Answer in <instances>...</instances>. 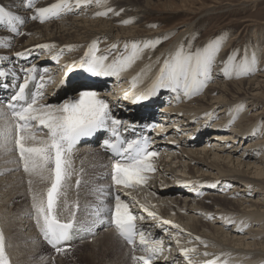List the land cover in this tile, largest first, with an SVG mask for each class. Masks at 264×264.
I'll return each instance as SVG.
<instances>
[{"label":"bare ground","instance_id":"1","mask_svg":"<svg viewBox=\"0 0 264 264\" xmlns=\"http://www.w3.org/2000/svg\"><path fill=\"white\" fill-rule=\"evenodd\" d=\"M152 1L0 0V98L11 97L0 102V264H65L56 254L86 243L89 264H264V113L250 122L246 110L264 94V50L247 48L242 65L225 56L227 39L190 54L182 33L178 47L151 59L160 35L133 27ZM68 62L86 81L75 94ZM35 69L33 100L13 109ZM108 77L123 92L104 89L80 106ZM150 121V156L105 157L115 134L145 133ZM166 123L182 137H168ZM91 127L109 129L103 144L69 145ZM49 220L92 237L52 250L43 240Z\"/></svg>","mask_w":264,"mask_h":264},{"label":"rangeland","instance_id":"2","mask_svg":"<svg viewBox=\"0 0 264 264\" xmlns=\"http://www.w3.org/2000/svg\"><path fill=\"white\" fill-rule=\"evenodd\" d=\"M89 5L90 4L85 5L84 8L89 9L90 8ZM141 19L142 21L137 25L138 27L137 26L133 27V28L136 27L138 29L137 32L139 34L146 35L149 33L157 32L156 34L160 35L158 38L160 40L157 43L155 51L152 54L153 57L151 59H155L156 57L158 58V56L159 59H161L163 54L176 42L178 43L177 45L178 47L179 46L178 38L182 33L186 34L185 36H183L182 40L180 41V43L182 42L181 46L183 45L182 49L185 50L187 47L190 48L191 49V51H189L190 54L191 53L194 54L195 52H197L196 51L197 49L199 50L201 46L203 45L205 46L208 42H216L223 44L224 40L227 39L229 45L231 46H229L227 48V51H225V56L229 58L233 56V60L240 62L242 65L247 63V59L245 58V53L247 48L253 49L256 47H261L264 50V0H176L174 2H170L168 0L167 1L154 0L152 1L151 5H146V14H144L141 17ZM151 40L154 41L156 39H151ZM218 49L219 47L216 48L215 50ZM219 51L220 52L214 53L215 55L211 54L209 56L211 58L210 61L215 60L216 55L224 51L223 45L220 46ZM50 59H52V56L49 59H47L44 63L49 62L48 60ZM146 59H148L147 64H150L149 57H146ZM136 60L137 59H134V61ZM256 60H258V57H256ZM33 61L34 58L32 60L29 59L28 64L31 65ZM58 62L62 63L63 61H58ZM171 65L173 64L171 63ZM67 67H68L67 69L69 70L67 74L72 76V80L70 82L75 83L77 86L75 89H73L74 90L73 94H75V91L77 89L86 86L85 85L86 81L84 79H82L81 81H77L79 78H76L74 76L75 71L71 70L69 62L67 63ZM81 68L83 71H85L86 69L83 66H81ZM158 70L159 69H157V72ZM187 80L189 81H186V83L194 87V91L197 94H202L204 92V90H202L200 87L196 88L197 86L194 84V78H187ZM110 88L111 90L108 91V94L111 93L112 95H115V97H117V95H120L123 92L122 90L119 89L115 90L116 87L114 85V82L111 81V79L109 81L103 80V82H100L98 88L93 89L94 93L92 95H89L88 100L81 103L80 106L86 105L91 100V98L94 97L93 95L101 96L102 92H104V89H110ZM134 88H137V86L134 85L132 89ZM261 96H262L261 99L257 101L256 105L251 106L252 108L250 106L246 108V110L254 109V111L249 115L250 122L256 121V118L253 117L254 113H259L260 111L264 113V94ZM143 99L144 98L140 99L139 101ZM164 102L166 101L164 100ZM159 111L163 112L162 109H159ZM212 116L216 118V116H218V111L216 112V114ZM261 120H262L261 122L264 123V114H262ZM167 123H166L167 125L166 129L168 131H166V133L168 134V137L170 138L174 137L175 131H173L172 128H171L172 130L169 129L170 128L169 126L171 125H168ZM211 126H215L213 122H211ZM181 137H182L181 134L178 136L176 133V136L174 138L179 139ZM211 137L208 139L211 140ZM203 140H206L205 136ZM164 141L169 143V140L167 139H165ZM97 145H100L99 142L96 143L95 146ZM99 156L101 157L103 162H108V160L105 158L106 156L104 157L100 153ZM20 159L23 160V157L20 156ZM177 165L179 166L180 164ZM177 165L174 166L177 168ZM22 170L24 169L22 168ZM95 175L99 176L98 171L95 172ZM81 177L83 183L86 186L89 184L90 179L94 177V175L91 173H84V175H82ZM100 185H101V181H99L97 186ZM92 187L93 186L87 188H92ZM220 192L221 195H224L223 189ZM254 198L257 199V196ZM18 199L16 200L17 204H20L19 202H23V203L27 202L26 199L24 198L22 199V201ZM27 200L30 199L28 198ZM86 245L85 244L77 245L72 249H65L61 251L62 253L61 252L57 253L56 258L60 260V254H61L64 257L62 258L64 260L66 259V261H62L65 264H83V263L89 264L85 261V259L90 257L87 254H90L92 252L91 249L92 247L91 245H89V243L88 245L90 247ZM113 245L116 248L119 247V243ZM122 248L125 250L124 247ZM43 252L46 253V250H43ZM115 254L118 257L120 255L117 254V251H115ZM56 262L58 261L54 260V262H52L51 264H61V262L58 263ZM26 264H30V263H26ZM101 264H105V262L101 261ZM133 264H138L135 259L133 260Z\"/></svg>","mask_w":264,"mask_h":264}]
</instances>
